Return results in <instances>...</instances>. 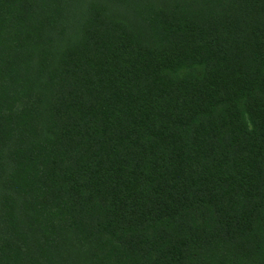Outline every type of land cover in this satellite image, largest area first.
Masks as SVG:
<instances>
[{"label":"trees","instance_id":"trees-1","mask_svg":"<svg viewBox=\"0 0 264 264\" xmlns=\"http://www.w3.org/2000/svg\"><path fill=\"white\" fill-rule=\"evenodd\" d=\"M0 264H264V0H0Z\"/></svg>","mask_w":264,"mask_h":264}]
</instances>
